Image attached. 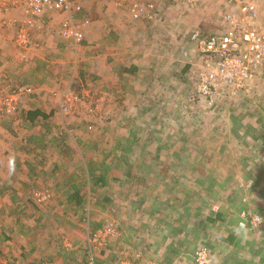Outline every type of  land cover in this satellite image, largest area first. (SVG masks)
<instances>
[{
  "label": "rangeland",
  "instance_id": "374dc122",
  "mask_svg": "<svg viewBox=\"0 0 264 264\" xmlns=\"http://www.w3.org/2000/svg\"><path fill=\"white\" fill-rule=\"evenodd\" d=\"M117 1L74 0L70 12L49 7L36 15L26 0H13L1 12L0 92L36 86L22 106L42 111L34 126L44 131L49 151L61 156V143L78 166L66 170L65 180L74 184H63L66 171L46 180L28 173L27 160L16 164L24 190L0 194V216L39 240L27 264H197L202 245L210 249L207 264H264V222H243L254 212L264 220V60L245 87L209 97L197 90L202 52L194 38L222 33L225 16L250 2L258 14L249 24L264 33V0ZM132 6L142 14L133 16ZM4 17L16 23H2ZM67 20L81 39L65 32ZM21 31L27 32L24 43ZM68 95L72 109L64 107ZM18 110L10 116L19 123ZM2 130L14 137L8 127ZM22 155L30 158L28 149ZM82 160L90 171L84 175ZM91 167L118 176L101 187ZM78 186L83 202L68 200ZM44 189L50 195L38 202L35 191ZM108 219L117 235L94 242ZM180 223L186 242L171 244ZM147 224L150 230H143ZM192 228L195 233L184 234ZM0 254L4 264L22 260Z\"/></svg>",
  "mask_w": 264,
  "mask_h": 264
},
{
  "label": "built area",
  "instance_id": "2783aa9c",
  "mask_svg": "<svg viewBox=\"0 0 264 264\" xmlns=\"http://www.w3.org/2000/svg\"><path fill=\"white\" fill-rule=\"evenodd\" d=\"M126 0H118V4H123ZM14 4L13 0H0V15L3 10ZM28 8L36 15L43 12L46 8H54L62 12H70L74 5V0H26ZM150 8L154 7L153 2H149ZM135 17L140 16L142 8L130 7ZM33 14V15H34ZM258 14L256 5L253 2L246 3L241 7L240 13H228L225 16V30L222 33H210L207 36L198 35L194 38L200 45L202 59L197 72V90L200 94L214 97L228 87H245L249 80L255 74L257 67L264 60V33L260 27L250 25L251 19ZM1 17V16H0ZM4 24H15L16 20L2 18ZM66 33H72L77 39H81V33L73 26L72 21H66L64 25ZM27 32L21 31L19 34V43L26 42ZM35 87L32 84H18L5 92H0V116L10 115L19 109L20 100L23 96L33 93ZM85 91V89H84ZM88 94V93H84ZM71 95L67 96L65 108L72 109L73 103L70 102ZM100 101L96 102L98 107ZM90 111L93 109L90 107ZM50 195L49 190H36L35 200L45 201ZM244 214H248L244 211ZM257 212L248 214L244 223L252 225H262L264 220ZM118 233L117 225L113 220H106L92 235L94 242L105 243L109 237ZM209 247L202 245L198 247L195 253L197 264H207L212 259L209 256ZM6 256L0 254V264L5 263ZM88 264H95L89 261ZM129 264H158L151 259L144 261H132Z\"/></svg>",
  "mask_w": 264,
  "mask_h": 264
},
{
  "label": "crops",
  "instance_id": "0c3cea01",
  "mask_svg": "<svg viewBox=\"0 0 264 264\" xmlns=\"http://www.w3.org/2000/svg\"><path fill=\"white\" fill-rule=\"evenodd\" d=\"M258 1V0H256ZM259 2V1H258ZM261 5V4H260ZM264 9V8H263ZM264 13V10L262 11ZM36 87V86H35ZM36 90V89H35ZM35 92V91H34ZM23 98L20 100V107L17 113L20 112L21 114V121L18 123V120H15L12 118L10 115H5V116H0V131L3 134L2 127H8V130L14 134V137L9 138V135L3 134L8 138V142L5 140L4 136L1 141V134H0V194H6L10 191H12V188H18L19 186L20 191L24 190V187L22 186V183L17 185V172H16V164L19 167H22L23 161L27 160V168L28 173L33 175L34 177H39V178H54L56 176H59V174L63 173L65 174V171L69 168V166L73 165L76 162V166H78V157H72L68 155L65 151H63L62 147L63 146L61 143L59 146V149L61 152V156L54 154V152L49 151V144L44 137V131H42V128H40V125L34 126L36 122L39 124V117L42 113L37 106L32 108L30 105H25L23 104ZM16 116V114H15ZM14 116V117H15ZM29 119V120H28ZM15 120V121H14ZM28 125L29 130L34 132V133H24L22 130L23 127L20 125ZM13 129V130H12ZM35 134V135H33ZM28 136V137H27ZM117 143V142H116ZM130 145V144H129ZM91 144H89L88 147H90ZM93 146V145H92ZM124 145H121V147ZM127 146V145H125ZM64 147V146H63ZM9 148L11 150V153L4 154L6 149ZM86 148V147H85ZM28 149V153L30 155V158L27 157H22L23 151H26ZM121 149V148H120ZM122 152L123 150H126L124 148L121 149ZM126 152V151H124ZM64 155V156H63ZM85 155H87L85 153ZM60 157V158H59ZM85 159V158H83ZM127 159V158H126ZM30 161V162H28ZM42 164V165H41ZM41 165V166H40ZM87 161L82 160L80 162V166L85 167L82 171V174L84 175L86 170L87 172L89 171ZM129 166V162H128ZM94 171L91 173V178L94 180V183L96 185L99 183L101 187L107 186L110 184L113 180V178L117 177L118 175H113L112 171L106 170L108 169V166L106 165V171L100 167V170L98 168H93L91 167ZM9 171L10 175L7 176L5 172ZM11 171H14V173H11ZM2 172V173H1ZM90 172V171H89ZM110 172V173H106ZM72 177L76 176V172H72ZM90 174V173H89ZM112 174L111 176H109ZM82 175V176H83ZM32 176V177H33ZM69 176L66 171V175L63 176V181L61 183L63 184H74L71 182V180L67 179L65 180V177ZM107 176H109L107 178ZM11 179V184L7 185L4 182H8ZM6 185V187H2V185ZM79 185V182H78ZM11 186V187H9ZM56 187V186H55ZM8 190V191H7ZM59 191V190H58ZM126 191V190H125ZM14 192H17L14 190ZM83 189L81 186L74 187V189H71L67 192V198L68 200L75 198L76 203L78 202H83ZM56 195H59L58 192L55 193ZM72 195V198H71ZM75 195H78L76 198ZM81 198V200H80ZM2 212L5 213V207ZM8 208V207H7ZM6 208V210H7ZM4 214H1L0 216V253H6L8 255H12L13 253L15 255H18L21 257V261L19 260L18 262V257H16V262L17 264H27L29 262V259L32 258L31 255H28V252L33 249L35 244H38V239L35 237V239H29L26 237L27 235L22 233L19 230H16L15 227H10L6 222L5 219H3ZM143 230H150V227L145 225ZM13 230V232H11ZM22 233V234H21ZM136 236L135 234H133ZM140 236V235H138ZM146 236H140L139 238H145ZM135 240V238H133ZM146 239V238H145ZM191 240V239H190ZM137 241L138 237H137ZM161 241H167L165 238H162ZM190 247L192 249V243L190 244ZM190 249V250H191ZM34 262V261H32ZM32 262L30 264H32Z\"/></svg>",
  "mask_w": 264,
  "mask_h": 264
},
{
  "label": "trees",
  "instance_id": "16d2710c",
  "mask_svg": "<svg viewBox=\"0 0 264 264\" xmlns=\"http://www.w3.org/2000/svg\"><path fill=\"white\" fill-rule=\"evenodd\" d=\"M78 197V196H77ZM199 208V207H198ZM214 218L215 217H209L208 215H206V220H214ZM180 226V227H179ZM178 227L179 228H176V230H177V237L175 236L174 238H171V244H181L182 243V241H184V242H186V239L187 238H182L180 235L181 234H183L182 233V231H183V228H184V225H182L181 223H180V225H179ZM195 227V226H194ZM191 231H192V233H195V230H194V228H192V229H187L185 232H184V234L185 233H191ZM231 236H233V234L231 235ZM191 249V247H189V250Z\"/></svg>",
  "mask_w": 264,
  "mask_h": 264
}]
</instances>
